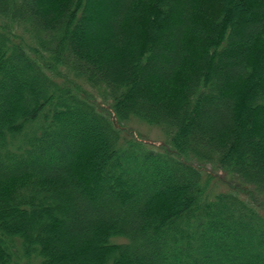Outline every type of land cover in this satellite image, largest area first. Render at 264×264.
<instances>
[{"label": "trees", "instance_id": "obj_1", "mask_svg": "<svg viewBox=\"0 0 264 264\" xmlns=\"http://www.w3.org/2000/svg\"><path fill=\"white\" fill-rule=\"evenodd\" d=\"M0 264H264V0H0Z\"/></svg>", "mask_w": 264, "mask_h": 264}, {"label": "rangeland", "instance_id": "obj_2", "mask_svg": "<svg viewBox=\"0 0 264 264\" xmlns=\"http://www.w3.org/2000/svg\"><path fill=\"white\" fill-rule=\"evenodd\" d=\"M126 125L123 126V129H127L128 127L130 130L127 129L128 131L124 132L125 135L131 134L133 137L141 140L146 144L147 147L153 150H158L161 148L164 138L157 127H153L134 120L129 121ZM202 170L212 177L211 181H209L210 186H213L216 190H224L226 188L224 183L218 180L221 178L220 176L223 175V172L219 168L210 164H205L202 166ZM68 248L70 249V247Z\"/></svg>", "mask_w": 264, "mask_h": 264}]
</instances>
